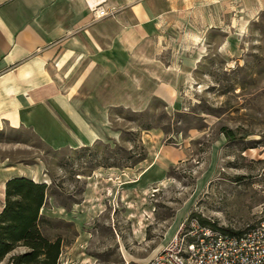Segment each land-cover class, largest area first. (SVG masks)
<instances>
[{
	"label": "rangeland",
	"instance_id": "rangeland-1",
	"mask_svg": "<svg viewBox=\"0 0 264 264\" xmlns=\"http://www.w3.org/2000/svg\"><path fill=\"white\" fill-rule=\"evenodd\" d=\"M250 1L176 0L137 77L102 96L119 102L106 138L54 149L0 129L7 162L41 166L55 264H143L186 217L234 233L264 223V7L243 11Z\"/></svg>",
	"mask_w": 264,
	"mask_h": 264
},
{
	"label": "crops",
	"instance_id": "crops-1",
	"mask_svg": "<svg viewBox=\"0 0 264 264\" xmlns=\"http://www.w3.org/2000/svg\"><path fill=\"white\" fill-rule=\"evenodd\" d=\"M95 3L113 13L91 20ZM251 7L264 0L244 3L243 11ZM177 8L176 0H0V129H27L54 149L106 138L108 107L119 102L102 96L121 95L122 80L137 77L139 56ZM41 170L0 155V209L7 179L37 181ZM51 213L66 210L56 205Z\"/></svg>",
	"mask_w": 264,
	"mask_h": 264
},
{
	"label": "built area",
	"instance_id": "built-area-1",
	"mask_svg": "<svg viewBox=\"0 0 264 264\" xmlns=\"http://www.w3.org/2000/svg\"><path fill=\"white\" fill-rule=\"evenodd\" d=\"M89 9L93 21L113 13L98 3ZM147 264H264V223L230 233L186 217Z\"/></svg>",
	"mask_w": 264,
	"mask_h": 264
},
{
	"label": "trees",
	"instance_id": "trees-1",
	"mask_svg": "<svg viewBox=\"0 0 264 264\" xmlns=\"http://www.w3.org/2000/svg\"><path fill=\"white\" fill-rule=\"evenodd\" d=\"M224 135L231 137V130L226 129ZM45 192V183L25 176L5 181L0 209V261L16 246H22L25 250L11 255L10 264H55L59 240L48 239L39 228Z\"/></svg>",
	"mask_w": 264,
	"mask_h": 264
}]
</instances>
